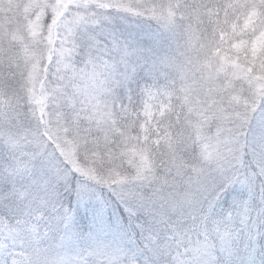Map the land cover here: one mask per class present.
I'll return each instance as SVG.
<instances>
[{
  "label": "rangeland",
  "instance_id": "rangeland-1",
  "mask_svg": "<svg viewBox=\"0 0 264 264\" xmlns=\"http://www.w3.org/2000/svg\"><path fill=\"white\" fill-rule=\"evenodd\" d=\"M153 2L157 4L155 10ZM164 2L0 0V68L4 67L0 71L10 73L0 82V131L8 130L13 124L9 120H14L13 117L18 120L21 117L28 120L40 117L44 121V135L47 137L41 142L31 139L26 148H17L18 158L32 160L42 157L45 167L36 171H33V166L17 169L15 166L19 162L10 159L0 168V214L6 216L5 223L0 226V264H39L38 254L44 249L51 250L45 264H179L180 254H184V260L203 256L206 263L215 264V259L221 257V248H233L238 230L244 224L243 215L238 206L234 209V206L226 207L221 203L219 208V201L212 197V191L218 186L213 187L215 183L211 184L208 178L216 179L218 176L207 163H202L213 153H221V149L213 150L207 145L197 148L196 157L201 164L184 170L178 163L176 168H168L173 177L164 179L161 174L154 176L155 165L150 164L144 153L139 154L142 139L141 131L136 130L132 144L128 148L126 146L127 164L124 166L135 175L133 182L127 183V178L112 181L116 167L104 174L103 167L96 166L97 163L88 166L78 162L76 146L68 139L71 129L80 131L82 128L75 125L83 123H91L97 131H112L113 107L119 97L124 96V110L131 109L137 98H132L130 84L140 76V70L143 71L145 55L154 58L151 50L144 49L138 25L140 20L135 16L142 14L150 17L145 8L153 9L152 17L157 19L156 23L163 32L170 33L172 20L160 13ZM189 16L186 12L179 20L178 30L188 34L192 44L184 52L171 45L172 48L160 52L162 54L153 62L147 57L146 62L154 70L153 75L165 73L167 69L168 73H172L176 66V70L180 71L173 72L171 76L173 85H176L177 78L189 74L194 76L203 69L228 72L238 91L229 100L222 97L225 111L231 102L239 98L241 91L256 94V86L248 82L253 81L248 73L254 69L264 74V35L253 42L254 50L241 52L238 49L241 47H238L232 60H222L221 68H218L213 65L218 63L214 62L215 56H221L216 50L212 51L215 56L211 58L210 54L206 55L208 52L196 50L200 43L210 49L208 40L212 43L215 40L201 35L200 29L188 21ZM157 43L152 44L153 49ZM173 52L177 60L187 57L185 67H179L173 59ZM10 80L14 90L5 84ZM196 81L197 75L188 92L196 94L200 91L202 107L207 106L205 109L208 110L203 117H218V122L214 123V136L216 139L222 137L225 130L233 126L236 117L229 124L232 117H225L222 109L211 106L214 91L218 90L217 81L215 84L208 74L205 78L202 76L199 83L196 84ZM10 90L14 95L11 119L6 114L2 115L13 105V101L6 97ZM150 94L149 98L153 96L155 102H160V94L153 90ZM158 104H145V109L148 106L152 109L151 106ZM189 117L196 116L189 114ZM240 118L244 120L247 117ZM249 118L251 124L245 137L246 148L264 183V107L259 103L257 111ZM166 126L158 127L153 135L159 133L165 137L163 131ZM147 133L152 135L151 130ZM24 135L29 137L27 128ZM30 135L32 137L31 132ZM16 140L22 141L21 138ZM102 142L107 145V138ZM52 144L56 146L55 151ZM30 146L32 148H28ZM182 147L184 151L187 148L186 145ZM24 150H31V153ZM116 154L118 156L120 152ZM181 157L173 161L177 163ZM61 158L78 174L75 181L72 179L71 187L66 183ZM239 158L231 163L229 161L232 160H229L221 168L224 170L220 175L223 183L235 176L236 172L227 170H231L232 164L238 163ZM2 160H5V155ZM49 171L54 175L48 174ZM33 174H48V177L42 181L31 180L29 176ZM242 181L243 178L239 177L238 182ZM96 185L103 187L97 188ZM121 188L129 190L130 195L133 191L140 193L148 199L155 213L160 215L161 212L165 217H161V222L155 218L154 230L147 235L141 248L129 238V232L120 220L119 208L125 213L134 212L129 211L131 207L125 203L124 194L129 195L128 191L121 193L123 199L117 193L122 191ZM198 197L202 198L200 203H196ZM132 217L131 221H135L134 214ZM152 218L145 216L141 223L144 227L152 225ZM15 254L20 255L21 260L14 257ZM246 259L251 263L253 261L250 256Z\"/></svg>",
  "mask_w": 264,
  "mask_h": 264
},
{
  "label": "trees",
  "instance_id": "trees-1",
  "mask_svg": "<svg viewBox=\"0 0 264 264\" xmlns=\"http://www.w3.org/2000/svg\"><path fill=\"white\" fill-rule=\"evenodd\" d=\"M156 5V2H153L152 8L154 10ZM160 8V13L163 12L170 21L172 20V28L170 29L172 32L170 33L163 32L161 27L156 23L157 19L152 17L154 16L151 11L153 9L145 8L147 12L150 13V17H146L142 14L140 16H135L137 20L141 22H138V25L139 29L142 31L141 36H143L144 39V49L146 51L151 50L150 53L153 54L154 58L160 56L162 54L160 52L168 51L172 48L171 45L179 47L180 49L178 51L184 52L188 50V46L193 40H188V34L184 35L183 31L178 30L181 24L179 20L184 17L186 12L190 15L188 21L193 23V27L195 25L200 29L199 32H202L201 35H208V39L215 40V43L208 40L211 46L210 49H208L204 43H200L196 50L208 52L206 55L210 54L209 58L215 56L213 52L216 50L215 52H217V54L219 53L221 56H219V58L215 56L214 62L217 61L218 63L213 65L218 68H221L220 63L222 60H232V55L236 53L238 49H240L241 52L254 50V48H252L253 42L261 35H264V0H257V2L253 0H165ZM171 33L172 36H170ZM156 41L158 43L153 49L152 44H155ZM260 49L262 50L263 46ZM145 57H148L151 62L154 60V58L149 57L148 54H146ZM173 57V59H176L175 52H173ZM4 58L7 59L6 56H4ZM146 58L142 63L143 71L140 70V76L135 78L133 83L130 84V94L133 99L137 98L136 101L132 103L131 109L128 108L124 110V96L119 97L118 101H115L116 104L113 107L112 115L114 122L112 131L108 133H106V131H97L91 123L75 125L76 128L77 126L82 128L80 131H74V128L71 129L72 132L69 133L68 139L73 141L76 146L78 162L88 166L97 163L96 166L103 167L104 174L109 173L111 168L116 167V170L112 173V181H117L119 178H127V183H132V177L135 175L129 168L124 166L127 164L126 152L128 149L126 151V146L128 148L132 144L133 134L136 130H140L142 141L139 143V148H141L139 154L144 153L145 157L150 161V164L155 165V168H153L155 170L154 176L161 174L164 176V179L168 178V176L172 178L173 176L168 173V168H176L178 163L184 170L199 165L198 163H200L201 160L196 157L198 156V149L203 145H207V147L213 150L220 149L219 140L221 137L216 139L214 131V123L218 122L216 121L218 117H209L206 119L203 117L207 115L206 113L208 110L205 109L207 106L202 107L201 98L203 96H201L200 91L196 94H190L188 92V87L191 85L196 75V84L199 83L202 76L205 78L207 74L211 76L212 81L218 82H215V84H218V90L214 91L215 96L211 106L214 109H222L225 117H232L229 118V124L235 117L234 122L237 121V119L241 120L242 118L240 117H247L244 120L242 119L247 126V137V129L249 124H251L249 117H253V114L259 107L258 101L261 97H264V74H259L258 71L254 69L249 71L248 74H251V79L253 81L248 82H250V85L256 86V94L241 91V93L238 94L239 98H237L234 103L231 102L228 110L225 111L226 108H223L224 105L223 102H221L222 97L229 100L232 98L231 95L236 94L238 91L237 86L232 84L235 81L231 79L228 72L222 73L219 69L218 72L208 71L206 69H203L201 72L197 70L198 73L194 74V76L193 74H189L181 79L177 78V84L173 85L171 78L172 73L180 70H176L175 66V71H172V73H168L169 69H167L165 73H158L157 76L153 75L154 70L152 67H149ZM251 58L255 60L254 57L251 56ZM186 60L187 57H185V59H176L175 61L181 68L185 67ZM3 69L4 67L0 68L1 71ZM47 69L48 67H46L45 70ZM1 71L0 82H2L3 78L7 77V74H10L9 71L6 73ZM5 84L7 87L9 86L11 90H14V88L10 86L11 80L6 81ZM225 85L227 86L224 87ZM1 86L2 85H0V87ZM152 90L160 94V102H155L153 96L150 97L151 99L148 97L151 95L150 92ZM170 92L172 93L170 94ZM247 95L255 96L257 103L250 105L246 98ZM6 97L10 101H13V105L4 110L5 113H2V115L6 114L9 116V119H11L14 109V95L12 91L7 92ZM86 101L88 102V99ZM149 103L159 104L151 106L152 109H150V106L145 109V104ZM189 114H194L196 117H189ZM13 118L14 120H9L13 124L8 127V130L5 132L0 131V168L2 169V164L8 162L10 159H12V161L16 159L19 162V165L15 166L17 169L33 166V171H36L41 167H45L46 164L43 165L42 157L37 159L32 158V160H22L18 158L19 155L17 154V152H19L17 148L19 147L21 150L26 148L27 142H30L31 139H33L34 142H41L43 138H47L46 135H44V121L40 117H34L30 120H28L27 117H21L20 120H18L17 117ZM176 122H178V124ZM188 123H191V126H188ZM161 126H166L163 131L166 136L163 137L159 133L153 135V132ZM26 128L29 131V137H25L24 135ZM148 130L152 131V135L147 133ZM30 132L32 133V137ZM2 135L9 139L4 138ZM19 138H21L22 141H15V139ZM101 138H107V145L102 142L103 139ZM227 142H233L232 138L228 137ZM15 144L18 146L16 147ZM184 145L187 146L185 151L182 147ZM28 148H32V146ZM24 151L26 153H31V150ZM8 152L12 155L8 154ZM116 152H120V154L117 156ZM3 155H5L4 161L2 160ZM180 156L182 157L177 160V163L173 161L174 158ZM238 157H240L239 162L233 163L231 170H227V172H236L235 176L230 177L228 182L223 183L220 175L224 173V170L221 168L225 167L229 160H232L229 161L231 163ZM225 160L227 161L224 162ZM202 161V163H207L218 176L216 179H213L211 176L208 178H210L211 184H213V182L215 183L213 187L218 186L217 189L212 191V197L217 198L219 201V208H221V203L226 207L234 206V209L238 206L244 220V224L241 229L238 230L233 248H221V257L215 259V264H264V183L250 159L245 138L240 144L238 151L229 152L221 150V153L217 155L213 153L206 161ZM163 168H165V171H162ZM48 174H51V176L54 175L53 172L50 173V171ZM48 174H33L29 177L31 180L37 179L42 181L48 177ZM239 177L243 178L241 183L238 182ZM76 179L77 176L73 178V181ZM163 187L165 186L161 188ZM126 191L129 193L127 189L117 193L124 194ZM148 192L149 191H144L143 193ZM122 194L121 199H123ZM139 194L140 193L134 191L132 195H130V193L129 195L124 194L126 196L125 203L132 209L128 208V210L134 211L135 221H131L133 214L129 212L125 213L122 208H119L117 211L120 220H122V224L125 225L129 232V238L136 243L138 248H141L140 245L145 244L147 235L154 230L155 218L160 219L161 222V217H163V219L165 217L161 212H159L160 215L155 213L152 210V205L147 201L148 199ZM199 197H201V195ZM200 201H202V198H199L196 203H200ZM145 216L153 217L151 220L153 224L150 223L152 225H146L144 227L141 220ZM5 218V215L3 216L0 214V226L5 223ZM182 256H184V254H180L181 260L179 259L177 263L213 264L212 262L206 263V259L203 256H195L193 259L189 260H184ZM248 256L253 258L252 263L246 259ZM11 257L12 254H10V258ZM14 257L18 259L20 255L15 254Z\"/></svg>",
  "mask_w": 264,
  "mask_h": 264
},
{
  "label": "clouds",
  "instance_id": "clouds-1",
  "mask_svg": "<svg viewBox=\"0 0 264 264\" xmlns=\"http://www.w3.org/2000/svg\"><path fill=\"white\" fill-rule=\"evenodd\" d=\"M247 100L249 104H256V97L252 95H247ZM260 105L264 107V97L260 98L259 101ZM243 115V113H242ZM246 124L244 121L237 120L233 123V126L230 129H226L224 136H222L219 140V146L222 151L226 150L229 152H236L239 150L240 144L243 142L244 138L246 137ZM231 137L232 141L231 143L227 142V138ZM51 147L55 151V145L52 144ZM58 156V152L56 153ZM61 162L63 164L64 168V173L66 176V183L68 184L69 187H71V181L73 178H75L78 174L73 171V168L70 164L64 162L61 158ZM97 188L102 189V185H96ZM51 250L50 249H44L41 253L38 254L39 257V264H45V259L46 257L50 254Z\"/></svg>",
  "mask_w": 264,
  "mask_h": 264
}]
</instances>
